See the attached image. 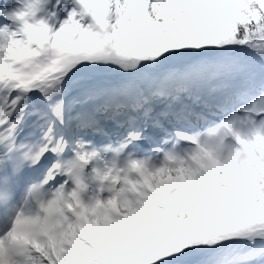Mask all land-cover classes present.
Masks as SVG:
<instances>
[{"label": "snow or ice", "instance_id": "1", "mask_svg": "<svg viewBox=\"0 0 264 264\" xmlns=\"http://www.w3.org/2000/svg\"><path fill=\"white\" fill-rule=\"evenodd\" d=\"M0 264H264V0H0Z\"/></svg>", "mask_w": 264, "mask_h": 264}]
</instances>
